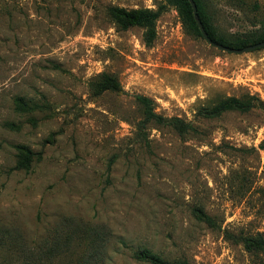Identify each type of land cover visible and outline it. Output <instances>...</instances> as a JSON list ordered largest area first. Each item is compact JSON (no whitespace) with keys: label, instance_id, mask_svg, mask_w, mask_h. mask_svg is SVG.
Here are the masks:
<instances>
[{"label":"rangeland","instance_id":"rangeland-1","mask_svg":"<svg viewBox=\"0 0 264 264\" xmlns=\"http://www.w3.org/2000/svg\"><path fill=\"white\" fill-rule=\"evenodd\" d=\"M202 1L224 37L259 32L264 0ZM112 8L157 12L152 39ZM104 73L119 89L96 95ZM138 95L192 132L144 124ZM257 234L264 47H213L166 0H0V264H263Z\"/></svg>","mask_w":264,"mask_h":264},{"label":"trees","instance_id":"trees-1","mask_svg":"<svg viewBox=\"0 0 264 264\" xmlns=\"http://www.w3.org/2000/svg\"><path fill=\"white\" fill-rule=\"evenodd\" d=\"M200 20L208 33V36L215 43L230 47L233 49H242L244 47L254 45L256 43L264 41V20L261 23L260 30L257 34L251 37H234L226 38L221 35L217 27L212 21V17L209 14L206 5L202 0H194ZM240 4H246L245 0H232ZM169 5L175 6L181 13V19L183 27L187 33L203 38L199 30V27L195 21L193 9L189 0H166ZM257 4L255 7L257 8ZM112 17L123 30L129 29L134 26L142 27L146 29V36L148 35L149 40L152 39L150 36L154 31L155 20L157 18V12L150 11L149 9H136V10H125L122 8H112ZM119 89V81L116 76L104 73L100 75L96 80L91 82V90L94 94L100 95L106 91H116ZM137 102L140 104L143 112V123L144 124H156L158 126L170 127L175 130L180 136L189 135L193 128L189 123H186L183 119L167 118L155 111L154 102L147 96L138 95L136 96ZM243 103L236 99H229L220 102L216 107L208 111L209 116H220L224 111L242 108ZM33 153L27 150V155L18 161L16 169H22L28 166V163L32 160ZM35 154V153H34ZM241 242L244 248L251 253H264V236L257 234L255 236H244L241 237ZM133 257L142 262L150 264H187L184 262H169L162 259L158 255L152 253L147 249L138 250L133 254ZM264 264V263H263Z\"/></svg>","mask_w":264,"mask_h":264},{"label":"water","instance_id":"water-1","mask_svg":"<svg viewBox=\"0 0 264 264\" xmlns=\"http://www.w3.org/2000/svg\"><path fill=\"white\" fill-rule=\"evenodd\" d=\"M190 4H191V7L193 9V14H194V18H195V21L199 27V30L202 34V37L210 44L212 45L213 47H216L220 50H223V51H226V52H229V53H233V54H243V53H247V52H251L253 50H256V49H259V48H263L264 47V41L262 42H259V43H256L254 45H250V46H247V47H244L242 49H233V48H230V47H226V46H222V45H219L217 43H215L214 41H212L210 39V37L208 36V33L206 32L201 20H200V17L198 15V9H197V5L195 3L194 0H189Z\"/></svg>","mask_w":264,"mask_h":264}]
</instances>
